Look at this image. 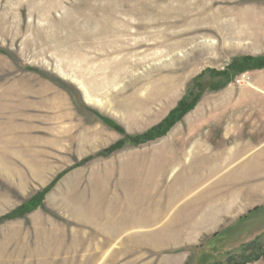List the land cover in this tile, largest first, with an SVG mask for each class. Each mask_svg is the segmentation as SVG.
Instances as JSON below:
<instances>
[{"label": "rangeland", "instance_id": "obj_1", "mask_svg": "<svg viewBox=\"0 0 264 264\" xmlns=\"http://www.w3.org/2000/svg\"><path fill=\"white\" fill-rule=\"evenodd\" d=\"M36 1L0 0V264H91L94 258L95 264H172L174 254L181 264H264V197L255 195L264 188V0H217L209 8L211 0H198L191 10L174 0H135L111 15L72 7L77 0L51 12L33 6ZM214 14L223 24L211 23ZM236 27L245 41L235 39ZM244 76L250 81L237 84ZM78 82L98 106L86 101ZM196 101L166 136L102 156L125 138L115 127L143 135ZM204 108L201 127L182 126ZM175 132H199L210 151L239 138L251 141L252 154L236 158V181L228 182L232 170L218 176L221 197L252 190L248 221L239 213L226 230L196 239L193 247L202 249L212 237L226 236L222 252L202 256L196 249L183 253L187 245H171L169 238L145 252L134 242L144 238L95 235L101 221L112 224L117 200L126 199L133 182L152 180V165L160 151L174 149L167 144ZM187 143L190 149L195 141ZM216 180H206L204 189ZM205 195L215 198L218 189Z\"/></svg>", "mask_w": 264, "mask_h": 264}, {"label": "crops", "instance_id": "obj_2", "mask_svg": "<svg viewBox=\"0 0 264 264\" xmlns=\"http://www.w3.org/2000/svg\"><path fill=\"white\" fill-rule=\"evenodd\" d=\"M259 87V92H264V88ZM206 108L197 110L192 119L181 123L182 126L191 127L197 124L201 127L203 125L201 121L206 116ZM257 129L261 130L262 128ZM199 135V132L188 134V136L184 132L183 134L173 133L167 147L171 144L174 149L169 152L160 151L164 155L161 154L160 158L152 165V167L154 166L152 180L146 183L133 182V191L127 193L126 199L117 200L116 215L111 218L112 224L107 223L109 220L106 219L105 225L101 221L99 227L92 232L95 235L100 234L106 237H123L128 234L133 238H144L143 244L139 241L137 243L136 240L134 242L140 249L144 248L145 252L164 247L169 243L166 241L167 238L172 242L171 245L176 246L181 243L187 245V248L183 249V253H193L196 249L197 256L210 252L215 254V248L222 252L221 248L227 245V243L219 242L226 239V236H223L224 232L212 237L211 241L202 249L193 247L192 243L196 239L212 235L215 230H226V227L238 218L239 213L245 215H243L245 220L240 219L241 221H248L246 217L250 214L248 213L249 207L252 204V198H254L252 190L249 196L229 190L226 195L221 197L219 187L222 180L219 178V174L222 170H232L227 176L228 182L229 180L230 182L236 181L237 174L234 165L236 158L251 155L252 143L249 141L250 143L247 144V141L239 138V144L225 145L218 149L221 147L219 144L217 151H210L211 148L205 138ZM213 140L216 139L213 138ZM187 141H195L190 149H188L190 144ZM223 158H226L225 161L222 160ZM242 171L246 173L247 169ZM179 174L178 180L171 181L172 183L168 185V182ZM214 178L217 179V183L215 182L213 186L205 190L206 180L210 181ZM242 178L243 176L240 177V179ZM213 188L218 189L217 197H206L205 193L211 189L214 190ZM259 190L261 193L264 191L263 188ZM260 191L257 192L260 193ZM258 193L255 195L257 196ZM231 225L234 227L237 224ZM245 229L248 228L243 227V236L248 234ZM219 252L218 256L221 255ZM172 261L174 262L172 264H181L180 258L176 254L172 255ZM96 262L94 258L91 264ZM206 263L210 264V261ZM69 264L77 263L73 261Z\"/></svg>", "mask_w": 264, "mask_h": 264}, {"label": "bare ground", "instance_id": "obj_3", "mask_svg": "<svg viewBox=\"0 0 264 264\" xmlns=\"http://www.w3.org/2000/svg\"><path fill=\"white\" fill-rule=\"evenodd\" d=\"M140 1V0H139ZM145 1V0H144ZM150 1H153V0H148V4L150 3ZM217 0H211L210 1V3H206L205 5H204V7L205 8H209V7H213L214 5H216L215 4V2H216ZM140 2H142V1H140ZM146 2V1H145ZM161 2V1H160ZM160 2H159V4H160ZM174 2L178 5H176V4H174V5H176L177 6V8L178 7H180V8H183V9H185V8H187L188 9V7H193L194 5L196 6L197 4H198V0H174ZM208 2V1H207ZM94 3H99V5H94ZM169 3V2H168ZM217 3V2H216ZM68 3H67V0H37L35 3H33L32 5L33 6H35V7H37V8H47V9H49L50 10V12L53 10V9H59V8H62L63 7V5H67ZM134 4H135V0H77L75 3H73V6L72 7H74V8H81V7H83V6H85V7H94V10L95 9H101V11H103V12H106L107 14H114L117 10H119V9H124L125 8V6L126 5H129L130 7H132V6H134ZM142 4V3H141ZM156 4V3H155ZM158 4V5H159ZM161 4H163V3H161ZM160 4V5H161ZM151 5V4H150ZM152 6V5H151ZM201 6V5H200ZM146 7V6H145ZM160 6H157V9L159 8ZM164 7H165V5H164ZM36 8V9H37ZM65 8V7H64ZM153 8V7H152ZM161 8V7H160ZM159 8V9H160ZM168 8V7H167ZM195 8V7H194ZM202 8H203V6H202ZM121 9V10H122ZM146 9H148V7L146 8ZM150 9V8H149ZM183 9H180L181 11H183L184 12V10ZM190 10H191V8H189ZM188 9V10H189ZM212 9V8H211ZM69 10V9H68ZM71 10V9H70ZM152 11H153V9H151ZM150 10V11H151ZM166 10V9H165ZM204 10V9H203ZM209 10V9H208ZM160 11V10H159ZM212 11H214V10H212ZM71 12V11H70ZM147 12V11H146ZM161 12V11H160ZM170 12V11H169ZM200 12H202V11H199L198 13L200 14ZM204 12V11H203ZM206 12V11H205ZM133 13V12H132ZM153 13H155V12H153ZM162 13V12H161ZM180 13V12H179ZM191 14H189V15H191L192 17L194 16V15H192V13L193 12H190ZM214 13V12H213ZM131 14V13H130ZM71 15V14H70ZM152 14H150V16H151ZM160 15V14H159ZM179 15V14H178ZM202 15V14H201ZM200 15V16H201ZM207 15V14H206ZM210 15V14H209ZM212 15V14H211ZM76 16V15H75ZM122 16V15H121ZM191 16H189V17H191ZM196 16V15H195ZM198 16V15H197ZM173 17V16H172ZM176 17H177V15H176ZM176 17H175V19H176ZM191 17V18H192ZM207 17H208V15H207ZM206 17V18H207ZM211 18H210V21H211V23H214V24H223V20H222V16L220 17V16H218V15H213V17L212 16H210ZM205 18V19H206ZM174 19V20H175ZM180 19V18H179ZM185 19V18H184ZM189 20V19H188ZM199 20V19H198ZM128 21V20H127ZM172 21V20H171ZM150 22V21H149ZM173 22H176V21H173ZM172 22V23H173ZM188 22V21H187ZM197 22V21H196ZM203 22H205V21H203ZM128 23H129V21H128ZM141 23H143V22H141ZM140 23V24H141ZM151 23L152 24H154V22H152L151 21ZM195 23V22H194ZM114 24V23H113ZM198 24V23H197ZM204 24V23H203ZM206 24V23H205ZM129 25V24H128ZM130 25H131V22H130ZM177 25V24H176ZM183 26V25H182ZM197 26H199V25H197ZM212 27V26H211ZM121 28V27H120ZM125 28V27H124ZM204 28H206V27H204ZM215 29H216V27H214ZM238 27H236V28H233V30H236L234 33H235V39H238V40H241V41H245L246 40V37H245V35L240 31V29L238 28ZM153 29V28H152ZM191 29H192V27H191ZM210 29V28H209ZM214 29V30H215ZM217 29H219V28H217ZM136 30V29H135ZM197 30V29H196ZM208 30V29H207ZM213 30V31H214ZM221 30V29H220ZM125 31H126V29H125ZM129 31H130V29H129ZM138 31V30H137ZM165 31V30H164ZM204 31V30H203ZM211 31V30H210ZM210 31H208L209 33H210ZM216 32H217V30H215ZM214 31V32H215ZM124 32V31H123ZM194 32H195V30H194ZM201 32V31H200ZM215 32V33H216ZM221 32V31H220ZM141 33V32H140ZM149 33V32H148ZM213 33V32H212ZM138 34V33H137ZM151 34V33H150ZM175 34V33H174ZM202 34H204L203 32H202ZM206 34V33H205ZM208 34V33H207ZM230 35H232V34H230ZM234 35V34H233ZM147 36H148V34H147ZM146 36V37H147ZM155 36V35H154ZM203 36V35H202ZM205 36V35H204ZM207 36V35H206ZM217 36H221V35H217ZM227 35L225 34V37H226ZM125 37V36H124ZM152 38H153V36H151ZM156 37V36H155ZM177 37V36H176ZM215 37H216V34H215ZM234 37V36H233ZM183 38H185V37H183ZM182 38V39H183ZM200 39H202L201 37H199ZM207 38V37H206ZM223 38V37H222ZM244 38H245V40H244ZM191 39V38H190ZM193 39V38H192ZM205 39V38H204ZM228 39V38H227ZM157 40V39H156ZM221 40V39H220ZM234 40V39H233ZM155 41V40H154ZM166 41V40H165ZM169 42H170V40H168ZM199 41V40H198ZM204 41V40H203ZM202 41V42H203ZM237 41V40H236ZM181 42V41H180ZM183 42V41H182ZM182 42H181V44H182ZM224 42V41H223ZM229 42V41H228ZM237 42H240V41H237ZM207 43V42H206ZM210 43L212 44V45H215L216 44V41L215 40H211L210 41ZM226 43V42H225ZM136 44V43H135ZM140 44V43H139ZM158 44H160V43H158ZM208 44V43H207ZM133 45V44H132ZM175 45V44H174ZM246 45V44H245ZM149 46V45H148ZM207 46V45H206ZM223 46V45H222ZM227 46V45H226ZM242 46V45H241ZM234 47V46H230V47H228L227 48V50L228 51H241V50H244L245 48H243V47ZM170 47H172V46H170ZM205 47V46H204ZM208 47H209V44H208ZM212 47V46H211ZM123 48V47H122ZM201 48H202V46H201ZM207 48V47H206ZM210 48V47H209ZM124 49V48H123ZM169 49V48H168ZM203 49V48H202ZM212 49V48H211ZM217 49V48H216ZM225 49H226V47H225ZM204 51V50H203ZM137 54V53H136ZM199 55V54H198ZM197 55V57L199 58V56ZM194 57H196V56H194ZM66 76V75H65ZM65 76H63V77H65ZM67 79V78H66ZM69 80V79H68ZM77 82V81H76ZM77 85L79 86V89L80 90H82V92L84 93V96H85V99H86V101L89 103V104H94L95 102L91 99V97L89 96V94H88V90L85 88V86L83 85V84H81L80 82H78L77 83ZM95 106L97 105V103L96 104H94ZM98 106V105H97ZM98 108H100V107H98ZM264 189V188H263ZM263 193H258V195L257 196H264V191H262Z\"/></svg>", "mask_w": 264, "mask_h": 264}, {"label": "trees", "instance_id": "obj_4", "mask_svg": "<svg viewBox=\"0 0 264 264\" xmlns=\"http://www.w3.org/2000/svg\"><path fill=\"white\" fill-rule=\"evenodd\" d=\"M248 60L254 62V60H250V59H248ZM245 70H246V68H244V67H242L240 69L241 72H243ZM196 103H197V101L194 102L192 106H189V108L186 110H184L185 107H179L177 110L173 111L171 113V115L162 124L151 129L150 131H148L147 133H145L143 135L130 137V136L126 135L124 133V131L121 130L120 127H118V126L115 127L114 129L117 132L124 134L125 138H124V140L118 142L117 144L113 145L109 149L105 150L102 153V156L112 155L116 151L123 149L124 146L126 145V143H130L132 145L139 146V145L146 144L148 142H151V141H154V140H157V139H160V138L166 136L168 134L169 130L175 125V123L177 121H179L184 114L191 111L196 106ZM41 201L42 200H40V199L38 200L39 204H41ZM23 211L24 210H22L21 213L18 214V216H23L25 214V211H24V214H23ZM9 219H11V216L5 218V220H9ZM258 259L259 258H256L255 261H257Z\"/></svg>", "mask_w": 264, "mask_h": 264}, {"label": "built area", "instance_id": "obj_5", "mask_svg": "<svg viewBox=\"0 0 264 264\" xmlns=\"http://www.w3.org/2000/svg\"><path fill=\"white\" fill-rule=\"evenodd\" d=\"M244 79L242 81L238 80L237 81V84L241 85L242 82H244V80H247L250 81V78H246V76L243 77Z\"/></svg>", "mask_w": 264, "mask_h": 264}]
</instances>
